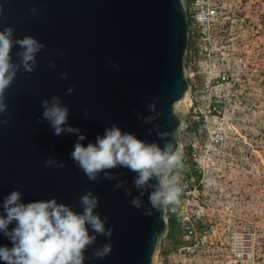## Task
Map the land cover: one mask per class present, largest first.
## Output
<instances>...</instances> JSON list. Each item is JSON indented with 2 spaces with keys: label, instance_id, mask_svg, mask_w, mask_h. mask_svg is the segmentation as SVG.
<instances>
[{
  "label": "water",
  "instance_id": "obj_1",
  "mask_svg": "<svg viewBox=\"0 0 264 264\" xmlns=\"http://www.w3.org/2000/svg\"><path fill=\"white\" fill-rule=\"evenodd\" d=\"M32 7L38 13L30 12ZM0 8V30L11 26L14 39L30 35L45 45L37 54L36 70L19 71L5 93L8 112L0 119L9 113L11 119L9 125L0 126V215L6 217L3 200L13 190L21 192L22 203L55 198L77 212L82 211L78 198L91 190L99 197L95 211L101 218H111L106 227L113 229L112 252L84 264H155L159 243L167 234L166 210L144 216L142 212L150 207L147 194L143 208L136 209L123 188L113 190L117 181H89L70 158L78 137L54 135L49 124L38 123L37 117L43 111L41 101L56 95L69 107L68 125L86 137L81 141L85 147L112 124L163 147L166 141L148 131L159 124L160 131L170 133L168 140L179 143L183 117L190 108L185 0H0ZM17 51L18 46L13 47L14 61ZM60 52L66 55L61 57ZM49 62L56 67L50 68ZM62 72L68 73L66 79ZM70 86L75 91L67 95ZM156 98L157 111L163 115L145 124L135 112L152 115L147 106ZM48 156L64 161L66 167L46 168ZM111 171L123 173L120 179L133 196L139 194L132 185L134 173L122 167ZM15 226L9 224V231ZM108 239L97 235L85 256ZM5 246L13 245L0 232V247Z\"/></svg>",
  "mask_w": 264,
  "mask_h": 264
},
{
  "label": "clouds",
  "instance_id": "obj_2",
  "mask_svg": "<svg viewBox=\"0 0 264 264\" xmlns=\"http://www.w3.org/2000/svg\"><path fill=\"white\" fill-rule=\"evenodd\" d=\"M29 11L38 13L35 7ZM14 35L15 29L11 26L0 30V117L8 112L6 90L19 71L32 73L36 70L37 54L45 48L33 36L25 35L23 38L14 39ZM16 46L19 48L15 53L18 59L14 61L12 49ZM59 54L61 57L66 55L64 52ZM49 67L55 68L56 65L49 62ZM112 67L119 68V65L113 63ZM67 76V72L61 73L62 78L66 79ZM74 91L75 86H70L66 94L71 95ZM158 99L147 106L152 115L145 117L135 112L137 118L145 124H151L162 116L163 113L157 111ZM41 108L43 111L37 117L38 123L46 121L54 130V135L74 134L78 137L70 158L89 181L98 182L101 178L117 181L113 190L123 188L125 196L132 197L130 205L136 209L143 208V197L147 194L150 207L144 209V216H152L153 210L163 211L168 206L179 203L182 193L180 172L184 168L183 145L168 140L170 133L160 131L161 125L156 124L148 131L149 134L155 131L160 140L166 141L163 147L156 142L149 143L139 139L116 124L106 128L103 136L98 135L94 144L89 143L85 147L81 141L86 137L81 134L80 129L68 125L69 107L62 102L61 97L53 95L50 99L42 100ZM83 114L88 117L89 109L85 108ZM10 119L11 113L7 118L0 119V126L9 125ZM182 127L181 124L178 129ZM44 166L63 169L66 164L48 156ZM117 167L127 168L135 174L132 185L138 195L133 196L126 181L120 179L123 173L111 171ZM78 203L82 209L80 212L69 205L58 203L55 198L25 204L21 202V192L13 190L3 200L2 207L6 217L0 215V232L9 238L13 246L0 247V260L5 264H84L86 259L99 260L109 256L112 252L110 238L113 229L106 227L111 218H101L95 211L99 205V197L88 190L78 198ZM13 222L16 226L9 231L8 226ZM97 235L109 238L108 242L96 247L91 256L86 257L85 253L96 243Z\"/></svg>",
  "mask_w": 264,
  "mask_h": 264
},
{
  "label": "built area",
  "instance_id": "obj_3",
  "mask_svg": "<svg viewBox=\"0 0 264 264\" xmlns=\"http://www.w3.org/2000/svg\"><path fill=\"white\" fill-rule=\"evenodd\" d=\"M185 5L189 33L186 61L205 69L210 82L219 78L225 84L236 81L232 68L244 65L250 46L258 47L250 39L252 26L259 35L256 39L264 41V0H185ZM213 112L215 109L208 107V113ZM206 131L210 147L216 150L222 143L221 128L210 125ZM183 163L179 203L165 209L166 221L173 216L180 224L181 244L171 262L264 264L263 243L255 231L235 230L241 223L232 216L234 206L227 200V191L219 188L204 168L208 167L205 160L195 154L183 155Z\"/></svg>",
  "mask_w": 264,
  "mask_h": 264
},
{
  "label": "rangeland",
  "instance_id": "obj_4",
  "mask_svg": "<svg viewBox=\"0 0 264 264\" xmlns=\"http://www.w3.org/2000/svg\"><path fill=\"white\" fill-rule=\"evenodd\" d=\"M251 29L250 39L258 47L250 46L244 65L232 68L237 80L230 84L220 78L210 82L205 69L186 61L191 106L183 117L185 129L178 141L183 155L195 154L205 160L208 167L204 168L227 191V200L234 206L232 216L241 223L235 230L255 231L264 252V41L256 39L255 27ZM208 107L215 112L208 113ZM210 125L221 128L222 143L216 150L208 143L206 127ZM174 252L164 237L155 264H173Z\"/></svg>",
  "mask_w": 264,
  "mask_h": 264
},
{
  "label": "trees",
  "instance_id": "obj_5",
  "mask_svg": "<svg viewBox=\"0 0 264 264\" xmlns=\"http://www.w3.org/2000/svg\"><path fill=\"white\" fill-rule=\"evenodd\" d=\"M184 172L188 175V171L185 168ZM180 224L175 220L173 216L167 217V234L166 238L173 244V250L175 251L181 244L180 239Z\"/></svg>",
  "mask_w": 264,
  "mask_h": 264
},
{
  "label": "bare ground",
  "instance_id": "obj_6",
  "mask_svg": "<svg viewBox=\"0 0 264 264\" xmlns=\"http://www.w3.org/2000/svg\"><path fill=\"white\" fill-rule=\"evenodd\" d=\"M190 93V92H189ZM190 106H191V101H190ZM237 134V133H236Z\"/></svg>",
  "mask_w": 264,
  "mask_h": 264
}]
</instances>
